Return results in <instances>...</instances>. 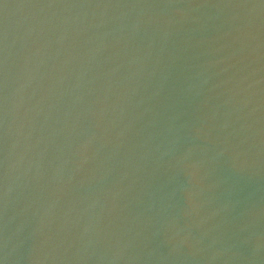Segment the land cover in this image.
<instances>
[{
    "label": "water",
    "instance_id": "95a60500",
    "mask_svg": "<svg viewBox=\"0 0 264 264\" xmlns=\"http://www.w3.org/2000/svg\"><path fill=\"white\" fill-rule=\"evenodd\" d=\"M262 3L0 0V259L264 264Z\"/></svg>",
    "mask_w": 264,
    "mask_h": 264
},
{
    "label": "clouds",
    "instance_id": "9594fccd",
    "mask_svg": "<svg viewBox=\"0 0 264 264\" xmlns=\"http://www.w3.org/2000/svg\"><path fill=\"white\" fill-rule=\"evenodd\" d=\"M260 7H264V3H262L260 5ZM195 131H196V135L199 136L200 129H196ZM89 143H90V140L85 141L84 144L81 145V148L84 151H86ZM5 160H7V157H5ZM185 175L189 177V182L190 183H194L196 181V174H195L194 171H186ZM10 191H11L10 187L5 185V187L3 189V195H4V198H5V201L7 200V197H8V194H9ZM188 199H189V201L191 200V194L190 193L188 194ZM169 242L171 243V241H169ZM178 243L179 244L187 243V237L180 238ZM174 248H175V245H174ZM0 264H5L3 259H0Z\"/></svg>",
    "mask_w": 264,
    "mask_h": 264
}]
</instances>
